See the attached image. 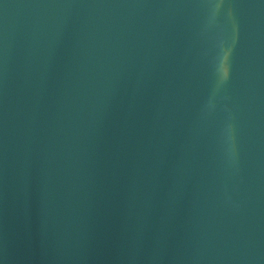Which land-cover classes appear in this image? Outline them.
Masks as SVG:
<instances>
[{"label":"water","instance_id":"95a60500","mask_svg":"<svg viewBox=\"0 0 264 264\" xmlns=\"http://www.w3.org/2000/svg\"><path fill=\"white\" fill-rule=\"evenodd\" d=\"M0 264H264V0H0Z\"/></svg>","mask_w":264,"mask_h":264}]
</instances>
